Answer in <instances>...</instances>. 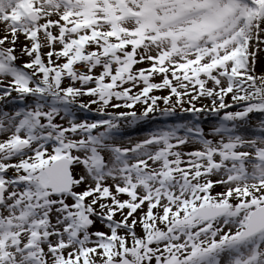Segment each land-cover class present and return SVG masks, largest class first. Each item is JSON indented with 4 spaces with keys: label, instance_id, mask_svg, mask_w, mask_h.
<instances>
[{
    "label": "snow or ice",
    "instance_id": "obj_1",
    "mask_svg": "<svg viewBox=\"0 0 264 264\" xmlns=\"http://www.w3.org/2000/svg\"><path fill=\"white\" fill-rule=\"evenodd\" d=\"M0 264H264V0H0Z\"/></svg>",
    "mask_w": 264,
    "mask_h": 264
},
{
    "label": "rangeland",
    "instance_id": "obj_2",
    "mask_svg": "<svg viewBox=\"0 0 264 264\" xmlns=\"http://www.w3.org/2000/svg\"><path fill=\"white\" fill-rule=\"evenodd\" d=\"M209 124H211V123H209ZM206 127H208V126H206ZM143 130H147V129L145 128V129H143ZM138 131H140V130H138ZM207 131H209V129H208ZM207 131H206V132H207ZM132 134H133V135H136L137 132H133Z\"/></svg>",
    "mask_w": 264,
    "mask_h": 264
},
{
    "label": "trees",
    "instance_id": "obj_3",
    "mask_svg": "<svg viewBox=\"0 0 264 264\" xmlns=\"http://www.w3.org/2000/svg\"><path fill=\"white\" fill-rule=\"evenodd\" d=\"M206 126H207V124H206V123H204V127H205V129H206Z\"/></svg>",
    "mask_w": 264,
    "mask_h": 264
}]
</instances>
